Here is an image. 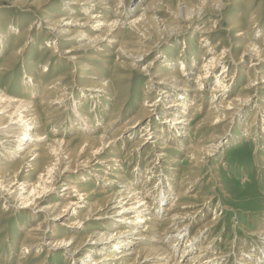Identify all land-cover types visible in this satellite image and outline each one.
<instances>
[{"label": "bare ground", "instance_id": "obj_1", "mask_svg": "<svg viewBox=\"0 0 264 264\" xmlns=\"http://www.w3.org/2000/svg\"><path fill=\"white\" fill-rule=\"evenodd\" d=\"M127 3H132L133 7L125 8ZM122 4L123 6H121ZM262 5L260 3L253 12L243 9L242 13L248 15L246 23H240L234 16V20L229 18V29H226L225 34L232 33L231 41H236L233 44L230 42L228 47H224L220 51H218L219 46L225 45L226 39H219L217 45H207V43L218 28L219 18L225 15L221 0H64L61 10L65 14L59 16L48 14L45 17L40 14L43 8L36 9L35 13L40 16L37 30L44 28L49 36H52L53 47L49 45L52 48V55L47 60V64L42 67V72L37 78L25 71V76L19 83V89L23 92L15 93V90L0 89V204L4 212L11 210L17 216L36 218L29 214L30 210L42 215L40 221L24 232L16 264H29L26 260L27 254L33 250L36 252L32 258V264H45V259L38 260L40 253L46 249L45 246L47 249L44 258L63 255L64 260L69 264H78V262H82L81 264H193V262L195 264H218L221 261L225 256L222 253L215 257L211 256L208 260L207 256H203L207 248L212 247L211 241L202 248V251L194 253L199 243L197 236L204 234L208 237L206 229L210 230L218 222L217 216L213 215L208 222L201 225V228L197 230L196 237L190 238V241H184L188 236L187 226L189 223L196 222V219L200 217L198 214L210 203L209 199L189 196L188 192L191 185L199 180L200 171L210 161V158L224 146L226 139L222 138L224 136L221 134L225 131L226 123L228 124L230 120L239 123L240 117L244 116V113L250 108L248 106L255 98L257 100L253 103L255 109L250 111L249 117L252 119L251 123L256 122L257 127H252L251 123L243 124L242 129L244 130L238 139L246 137L245 133L249 132L255 135L260 134L264 139V36L262 43L259 44L257 38L261 31L255 27V30L251 31V26L257 22L260 16ZM39 6V0L32 3L34 8ZM129 12H132V15ZM161 14L164 17L161 18ZM206 14H211L215 19L210 17L212 19L199 28L198 46L185 48L180 56V64L176 63L175 59L177 58L173 59L172 56L168 57V53L165 55L161 52L160 55L165 56L162 66L158 64L159 62H154L157 59L154 57L143 69L140 68L142 70L139 72L142 75L140 81L146 87L141 98L143 103L141 102L135 116L118 129V133L113 132L105 136L107 133L105 128L104 134L93 137L103 119L102 110L100 112L98 107L99 103H103L101 95L104 94L106 101L113 103L115 107L117 104L124 105L126 101H118L119 94L116 93L118 86L114 89V84L107 81L105 77H99L97 69L87 66L84 72L91 73V76H86V80L88 79L92 83L84 87L83 96L85 98L82 100L89 101L87 104L81 103L80 109H78V105L76 107L75 102L71 105L74 117H70L69 124L66 125L68 131L76 130L79 133L74 134L76 137L72 139L73 141L63 140L62 136L66 135L67 129H59L61 122H58L57 113L59 116L60 105L65 102L63 95L65 88L61 87L66 81V76L64 73L56 75L46 87H43L41 82L44 77H41L43 73H50L52 76L55 72L59 73V69L55 67L49 71L50 64L48 65V62L53 61L51 58L57 57L58 59L62 57L60 56L62 54L65 55L64 60L73 62L72 51L96 48L109 39H115V36L123 28L127 30L129 36L134 34L137 36L140 48L147 49L144 52L149 51L152 46L148 45V42L153 43L151 42L153 35H157L155 41L156 39L159 41L160 38L169 43L171 39L176 38L174 36L178 37L184 30L196 26ZM122 19L128 20L127 23L122 22ZM32 24L30 25L32 26ZM15 31L16 28L11 27L6 33L0 32V35L5 36H0V52L5 48L3 46L8 40L6 38L10 37L11 39L10 35ZM162 36L163 38H161ZM63 38L78 45L67 51L58 49L59 47L55 43L63 41ZM187 41H184L182 45H185ZM153 44L156 47L157 41ZM110 45L116 47L123 56L125 52L130 51V44L126 42L118 43L114 40ZM200 45L205 47L202 57L191 59L190 49L195 50ZM237 49H241L242 52L236 56L234 53L237 52ZM141 50L142 52L138 54H128L127 59L130 62L140 61L144 55L143 49ZM55 52L58 55H55ZM206 54L208 55L206 56ZM244 56H250L248 58L250 63L246 67L248 71L244 74L246 78L242 83L236 78L241 60H246ZM16 59L13 53L8 60L1 62L0 77L10 74L11 65L16 62ZM151 64L154 66L151 67ZM190 76L193 78H189ZM135 77L138 78L137 75ZM211 81L206 112L200 121L193 123L195 116L203 108L202 99L197 101L198 94L205 84ZM235 81L241 82L242 85L239 92L232 96L231 92L234 89L232 87ZM38 87L41 88L40 94ZM258 91H262V93ZM165 100H168L167 105L159 109V103ZM200 101H202V105L199 104ZM90 104L89 109L82 107ZM62 107L64 106L62 105ZM104 110H106L105 106ZM186 111L190 113L191 121L185 120ZM157 116L158 123L154 126L153 121ZM112 121H109L107 128L112 126ZM47 125H53L52 129H48L50 132L46 131ZM136 131H140L141 137H138L130 146L129 152L137 154L142 148L149 145L154 148L153 145L160 141L159 147L156 153L151 152L152 155L146 167L140 171L136 169L137 172L134 171L135 174L132 175V178L126 180L121 175L125 160L119 156L118 146L134 136ZM255 135H253L254 138ZM167 140L173 142L174 145L187 143L186 149L183 148L184 152L189 155L184 161L187 171L184 170L182 179L179 180L186 186L189 184L187 189L183 185L175 186L174 169H178L175 167L179 166L177 164H181V160L178 157L170 158V149L174 148ZM234 140L236 139L234 138ZM17 158L19 161L15 162ZM80 158L83 160L78 162L77 159ZM165 158L170 159V162L167 160V170L154 172L157 165L159 167L164 164ZM260 160L264 163V156L260 155ZM91 162L94 163L90 165ZM25 169L29 174L24 177L21 174H24ZM84 169L87 170L86 172L94 174L92 176L101 182L98 185V191L91 189H85V191L83 186L72 185V179L70 180L68 176L64 181L61 180L66 172L72 170L74 173ZM105 169L107 170L105 171ZM99 170L105 176H112L118 181L104 179L98 175L97 171ZM135 180L136 183H134ZM153 180L156 182L154 183L156 184L155 190V185L148 184L149 181L153 183ZM61 181L63 183H59ZM157 182L162 186L164 184L163 190L160 191V188H157L159 185ZM111 185H114V189H110ZM133 185L139 186L133 187ZM145 186H147L146 192H142L140 188ZM57 188L60 193L53 194ZM107 189L110 190L107 191ZM83 190L85 193H82ZM152 191L157 199L156 212L152 211L153 204L146 197V193L149 194ZM191 200L192 202H190ZM164 205L166 208H163ZM93 216H97L94 219V224L97 223L102 226L101 228H106L111 232L98 231L95 233L91 229L89 230V227L78 229L82 228L83 224ZM111 220L112 222H107ZM52 224H54V230L48 237V241L45 242V233ZM162 226L164 228L160 230L159 228ZM22 227L20 226V228ZM84 227L87 226L84 225ZM260 228L262 230L258 234L250 236H255L260 240L259 245L262 244L263 247L260 251L262 257H259L258 251L255 252L254 249L252 251L244 250L245 252H242L243 254L238 257L241 264H264V224H261ZM161 232L176 234L172 237H164L168 243L165 245L159 236ZM198 249L200 250V248ZM10 250H12L11 246L8 248V252ZM189 260L191 263H188ZM7 261L8 259L5 262Z\"/></svg>", "mask_w": 264, "mask_h": 264}, {"label": "rangeland", "instance_id": "obj_2", "mask_svg": "<svg viewBox=\"0 0 264 264\" xmlns=\"http://www.w3.org/2000/svg\"><path fill=\"white\" fill-rule=\"evenodd\" d=\"M35 1L36 0H0V32L6 33V32H8L9 28H11V27L16 28L15 33L10 35L11 39H10V37L6 38V40L8 39L7 40L8 42L5 41V46H3L5 48L2 49L0 52V64L2 61L8 60L13 55V53L15 54V58H17L16 62L11 65L12 70H10L11 71V72H9L10 74L0 77V85H1L0 87H2L0 89L6 88V89H9L12 91L15 90L14 91L15 93L16 92L20 93L21 91L23 92V90L19 89L20 88L19 83H21V78L22 77L24 78L25 71L30 73L32 77L37 78V76L40 74V72H42L41 71L42 67H44V65L47 64L46 63L47 60L52 55L51 54L52 53L51 47H53V44H54L51 42L52 36L50 37L48 32L46 30H44V28H41V29L39 28V30H37L38 25H39L38 18L40 16H38L39 14L35 13V11H37L36 9H42L43 8L40 11V14L44 15L43 17L47 16L48 14H57L58 16L63 15V14H65V12L61 10L62 9L61 7H62V3L64 2V0H39L40 6L38 8L32 7V3L34 4ZM263 1L264 0H261V2H260V0H221V4L224 7L223 14L225 13V15L223 17H220L219 18L220 20L218 19L219 20L218 28L215 30L213 37L210 39V41H209V43H207V45H213V44L217 45L219 39H224V40L226 39L225 45L221 44L222 47H221V45L219 46L218 51H220L222 48L228 47V44L230 42L233 44L236 41V40L231 41L233 34L227 33L228 36H227V34H225L226 29H229V24H228L229 18H230V20H234V18H233V16H234V17H236L235 19H237L240 23H246L245 20L247 19L248 15H247V13L246 14L242 13L243 9H246V11L251 10V12H253V10L257 9V6L260 3L263 4L261 7L260 16H259L257 22L255 23L256 25L254 24L253 26H251V25L250 26L252 27L251 31H254L255 28L261 31V33L259 35L257 33H256V35L259 36L257 38V42L259 44L262 43V39L264 36V34H263L264 33V2ZM24 2H26V3H24ZM233 5H235V6H233ZM121 6H123V4ZM132 7H133L132 3H127V5L125 6V8H127V9H130ZM227 7H229V8L227 9ZM129 13H131V15H132V12H129ZM28 16L31 18H29ZM162 17H164V16H162V14H161V18ZM210 17H213L215 19V17L212 16L211 14L204 15L201 18L200 22H198L196 24V26H193L192 29H188V30L183 29L184 31L182 32V34L178 37L174 36L176 38L171 39L170 40L171 42H169V43H166L165 39L159 38V41H158V39H156L157 45H156V47H154L153 43L156 42L155 38H157V35H155V36L153 35V37L151 38V42H153V43L150 44V42H148L149 43L148 45L152 46L151 50H149V51L144 52V50H147V49L142 48V47L140 48V44H139L140 41L137 39V36H135V34L132 36L131 35L129 36L127 30L123 28V30H121L117 34V36H115V39H109L111 42L109 40H107L106 42H104L103 44H101L100 46H98L96 48L91 47V48H86V49H82V50L77 49V50L72 51L71 53L73 54V58H74L73 62H69V61L64 60L65 55H62V54L61 55L59 54L62 57H60L58 59H57V57L51 58L53 61H51L50 63L48 62V65L50 64V67H51V68L49 67V71H51L53 69V67H55V68L59 69V73L58 72L53 73L54 76H52V74H50V73H47V74L43 73L41 75V77L44 76L41 79V82L43 83L42 84L43 87L48 86L49 83H51L53 81V78L58 74L64 73V76H66V81L64 82V84L61 87V88H65V91L63 92L65 102L62 103V105L64 107H62V105H60V107H61V108H59V110H60L59 116L60 117L58 116V113H57V118H59L58 122L59 123L61 122L60 123L61 127H59L58 125H55V126L59 127V129L62 128V130L65 128L67 129V126L69 124L68 123L69 118L70 117L72 118V116L74 117V110H72L71 105H73L75 102L76 107H78L81 103L87 104V101H89V100H82V98H85L83 96L84 95V93H83L84 87L89 85L90 83H92V81H90L88 79L86 80V78L88 76H91V73L84 72L85 69L87 68V66H91V68L94 67L93 69H97L96 71H98L99 77H102V78L105 77V79H107V81H110V83L114 84L113 85L114 89H116L117 86L119 87L118 89H116V93L119 94L118 95V101H121V100H124V102L126 101L124 103V105L117 104V107H115L113 103L106 101V96L104 94L101 95V100L103 103H99L100 105L98 107H99L100 112L102 110L101 114H102L103 119L101 120L99 127H97V133H95L93 135V137L95 138V137L100 136V134H104L103 132H104L105 128H106V132H107V133H105V136L107 134L110 135L113 132L118 133V131H119L118 129L121 126H123L125 123H127L130 119H132L135 116V114L137 113L138 109L140 108V104L142 102L141 98L144 95V90H146L144 83H142L140 81L142 75L139 72H142L141 69H143V67L145 65H147V63L152 61L154 57H157V59L154 60V62L155 61H156V63L159 62L158 64L162 66V64H163L162 61L164 60V57H165L163 54H165V53L169 54L168 57L172 56L173 59L177 58V59H175L177 61L176 63L180 64L181 63L180 62L181 61L180 56L182 55L181 53H183L184 49L189 48V47L194 46V45L198 46L197 35L199 33L198 32L199 28L201 26L206 25L208 23V21L210 19H212ZM35 18H37V19H35ZM127 18L129 19L130 17H127ZM126 19L125 20L122 19V22L127 23L128 20H126ZM31 23H33L32 26L30 25ZM36 26H37V28H36ZM23 32H25L24 33L25 35L23 34ZM0 36L5 37L4 35H0ZM128 37H132V38L129 39ZM161 38H163V36ZM63 39H64L63 41L61 40V41L55 43L56 45H58V47H59L58 49L67 51V50H70L72 48L73 49L76 48V46L78 45L72 41L69 42V40L66 38H63ZM188 39H190V40H188ZM114 40H116L118 43L126 42V43L130 44V47H133V48L129 47L130 51H127L129 53L125 52L126 56L125 55L123 56V54H121L120 51H118L116 49V47H114L113 45H110V43H112ZM184 41L185 42L187 41V43H186L187 47H186V44L182 45V43ZM129 42H131V43H129ZM177 42H179V43H177ZM48 43H50V44H48ZM202 43H204V42H202ZM132 44H133V46H132ZM189 44H190V46H189ZM226 44H227V46H226ZM198 48H196L197 50L196 49L195 50L190 49L189 56L191 59L194 60V59H198V58L202 57V55H203L202 51H204L205 47H203V45H200ZM230 48H231V46H230ZM141 49H143L144 55L141 57L142 59L140 61H138V62H132L131 61L130 62V60L127 59L128 54H133V53L138 54L139 52H142ZM153 49H154V51H153ZM15 51H17V52L15 53ZM148 52H150V53H148ZM161 52L163 53L162 55H160ZM241 52H242L241 49H237V52L234 54L237 56ZM10 53H12V54H10ZM119 53L121 54L120 56H119ZM55 55H58V53L55 52ZM207 55L208 54H206V56ZM244 58L246 60H244V59L241 60L240 66L238 67L239 71L237 72L238 77L236 78V80H240L242 83H243L244 79L246 78V76H244V74H246L248 71V70H246V67L250 63L249 62L250 59H248V58H250V56H244ZM153 64H151L152 65L151 67L154 66ZM34 66H36V67H34ZM136 75L138 78L135 77ZM189 78L192 79L193 76H190ZM126 82H128V83H126ZM240 83L235 81V83L233 84L234 86L232 88H234V89L231 92L232 96L236 95L239 92L240 86L242 85V83L241 84ZM121 84H123V85H121ZM211 85H212V81L209 83H206L205 86L202 88V91L200 92V94H198L197 101L202 99L203 105H202V101H200L199 104L202 105L203 108L195 116L193 123H195L196 121L198 122V120L200 121V119L204 116V114L206 112L208 102H209L208 92L210 90ZM120 87H123V88H120ZM38 89L40 90L41 88L38 87ZM122 92H125V93H122ZM234 92H235V94H234ZM258 92L262 93V91H258ZM40 93H41V90L39 91V94ZM255 99H254V101L252 100V103L248 106L251 109L248 108L246 113H244V116L240 117L239 123L238 122L235 123L234 120H230L228 122V124L226 123L225 131L221 134L222 136H224L222 138L226 139L224 141L226 144L224 143V146L221 148V150L219 152L215 153L210 158V161H208L206 166L203 167L202 171H200L199 180L197 182H195V184L191 185L190 191L188 192L189 196L192 195V196H197L199 198L204 197V198L209 199L208 202H210V203H208V207L206 209H204L201 213L198 214L200 217H198V219H196V222H194V223L191 222V224L189 223V225L187 226V230H189V231H187L188 236L184 239V241H186V240L190 241L191 239H193V237H196L197 236V230L201 228V225H204L206 222H208V220L211 219L213 217V215L217 216L218 222H216L215 225L210 228V230H209V228L206 229V230H208V231H206V235L207 236L209 235V236L206 237L204 234H202V235L200 234L197 236L199 238L198 239L199 243L197 244V246L195 248L196 251H194V253L197 254L199 251H202V248L205 247L206 244H208V242L211 241L212 247L207 248V250L203 254V256H207V260H208L209 257H211V256L215 257V256H218L220 253H222L225 256L222 257L221 261L218 262V264H241L240 263L241 261L240 260L238 261V257H240V255L243 254L242 252L252 251L253 249L255 250V252L258 251L257 254H259V257H262L260 251L262 250L263 247L261 246L262 244L259 245L260 240L257 237L250 236V235L258 234V232L260 230H262V228H260V225L264 224V163L261 162V160H260V155L264 156V139L262 138V135H260V134L255 135L252 132H249L247 134L245 133L246 137H244V138L242 137V139H238L240 134L243 133L242 130H244V129H242V125L243 124L245 125L246 123L250 124L252 121V119H251V117H249V115L251 114L250 111H253L255 109L254 104H253L255 101L257 102V100H255ZM167 102H168V100H165V101H162L161 103H159V105H158L159 109H160V107L166 106ZM103 104H104L106 110H104ZM90 106H91V104L90 105H83L82 107L84 109H89ZM80 108H81V106H79L78 109H80ZM50 111H52V110H50ZM187 113H188V111H186L185 120L191 121L190 120V113H188V114ZM54 119H56V118H54ZM110 120H113L112 124H111L112 126L107 128L106 126ZM242 120H244V121H242ZM153 122H154V126H156V123H158V116L154 118ZM251 124L253 125L252 127L256 126V122H254V123L252 122ZM52 128H53V125H51V126L47 125L46 131H49ZM109 131H110V133H108ZM218 131H220V128H218ZM66 132H67L66 135L63 134L64 136H62L63 140L64 141H71L73 138L76 137L74 134H76L78 131H76V130L68 131V129H67ZM250 133H252V134H250ZM140 135H141L140 131H136L134 136L130 137L128 140L124 141L125 143L119 144V146H118L119 156L125 160V163L123 164V167H122L123 173H121V175H123L126 180L128 178L131 179L132 175H134L138 169H139L138 171L143 170L146 167L147 163H149V160L151 158L150 156L152 155V153H156V151H158V147H159L158 143L160 141L157 142V144H156L157 146L153 145L154 148H152L151 145H149L148 147L146 146L145 148H142V150L137 153L138 155L134 154L132 152H129L130 146L135 142V140H137L138 137H141ZM253 135H255V138L253 137ZM234 138L236 140H234ZM167 142L170 143L171 141L167 140ZM172 143L173 142H171V146L174 149H172V150L170 149V155H169L170 158L178 157V159L181 160V164H177V166L178 165L179 166L175 167V168H178L177 169L178 171L174 169V172L176 174V175L174 174V177H175V181L177 182V183L175 182V186H177V185L186 186L185 184H182L180 181L182 179V175L184 173V170H185V172L187 171V165H185V162H184V161H186L187 157L189 156L187 153L184 152V150L186 149L185 145H187V143L175 144V145ZM183 148H185V149H183ZM172 152L173 153L175 152V154H173ZM129 154H130V156H129ZM77 160H78V162H81L83 160V158H80ZM167 160L170 162V159L165 158L164 164L162 163L163 165H160L159 167L157 165L156 169H154V172H160L162 170H167V168H168V164H167L168 161ZM17 161H19L18 158L15 160V162H17ZM93 163L94 162H91L90 165H92ZM172 167H174V166H172ZM72 170H74V169H72ZM72 170L64 173V177H62L61 180L64 181L66 176H68V178H70V180L72 179L71 180L72 185L78 184L80 186H83L82 188H84V190L85 189L86 190L91 189L92 191H98V185L101 182L92 176L94 174H90V173L86 172L87 170H85V169L80 170L79 172H74V173ZM106 170L107 169H105V171ZM97 172H98V175L104 177V179L109 178V180L118 181V179H116L112 176H105V174L101 170H99ZM23 173L24 174L23 175L21 174V176H24V177L29 174L27 169H25ZM114 173H117V172H114ZM168 173H169V171H168ZM118 174H119V172H118ZM79 176H81V177H79ZM80 178H84V180L85 179L86 180L83 181ZM63 181H61L59 183H63ZM86 183H88V184H86ZM123 183H120V184H123ZM134 183H136V180ZM134 183H132V184H134ZM154 183H156V182L153 180V183H152V181H149L148 184L151 186L155 185L154 186V190H155L156 184H154ZM218 185H220V187H218ZM135 186H137V185H133V187H135ZM188 186H189V184H188ZM188 186H186L185 189H187ZM162 187H164V184L162 186L161 183L157 186V188H160V191L163 190ZM117 188H119V187H117ZM110 189H114V185L113 186L111 185ZM110 189H107V191H109ZM146 189H147V186H145L144 188H140V190H142V192H146ZM59 191L60 190L57 188V190L53 194H58V193H60ZM85 191L82 193H85ZM153 191L149 192V194L146 193V197H147V200L148 201L151 200V202L153 204L151 207L152 211L156 212L157 211V209H156L157 208V206H156L157 205V199L153 195V193H154ZM95 198H96V196H95ZM49 202H50V200H49ZM190 202H192V200ZM167 204H168V202L166 203V205ZM166 205H164L163 208H166ZM25 210H30V209H25ZM8 211L9 210L4 212V209L0 204V264H16V260L19 256L20 248H21L20 243L22 242V240L24 238V232L27 229H29L30 227H32L33 225H35V223L37 221H40V219L42 218L41 214H39L38 212L33 213L32 210H30L31 212H29V214L30 215L32 214V216H36V218H32L31 216H28V215H27L28 217L26 216L27 218H25L24 216H20V215L17 216L11 210H10V212H8ZM18 212H21V211L18 210ZM96 217L97 216H93L92 217L93 219L91 218V219L87 220L85 222V224H83V227L78 228V229L82 230L83 228L89 227V230L91 229V231H94L95 233H97L98 231H102L104 233L111 232V231L107 230L106 228L105 229L101 228L102 226H100L97 223L94 224L95 223L94 219H96ZM31 219H34V220H31ZM107 222L108 223L112 222V220L107 221ZM185 222H188V221L185 220ZM123 224H125V223H123ZM52 225L48 227L49 228V229H47L48 232L46 231V233H45V235H46L44 237V241L46 240L45 242L48 241V237L52 234V230H54V224H52ZM84 225L87 227H84ZM20 226H23V227L20 228ZM25 227H27V228H25ZM163 228L164 227L162 226L159 229L163 230ZM21 229H23V230H21ZM89 230H88V232H90ZM57 233H59V232H57ZM194 233H195V235H194ZM175 234L176 233L165 234L164 232H161V233H159V236L162 238V242L165 243V245H167L168 243L166 242V240H164V237H166V236L172 237ZM186 244H188V242H186ZM10 246H11L13 252H11L12 250H10V252H8V248H10ZM256 246H258V247H256ZM45 248L47 249L46 246H45ZM198 248H200V250ZM46 249H43V252L40 253L39 259H38L39 261H41L42 259H45V264L46 263L47 264H69L66 260H64L63 255H56L55 257L44 258L46 255L45 254ZM181 250H183V249H181ZM35 252H36V250H33V251L29 252V254H27L26 260L29 262V264L33 263L32 258L34 257ZM177 256H179V254H177ZM7 259H8V261L5 262ZM189 259H190V257H189ZM38 260H36V261H38ZM81 263L82 262H78V264H81ZM188 263H191V261L189 260ZM193 264H195V263L193 262Z\"/></svg>", "mask_w": 264, "mask_h": 264}]
</instances>
